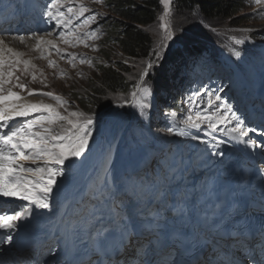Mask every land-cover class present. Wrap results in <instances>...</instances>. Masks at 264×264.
Here are the masks:
<instances>
[{"label": "rangeland", "instance_id": "374dc122", "mask_svg": "<svg viewBox=\"0 0 264 264\" xmlns=\"http://www.w3.org/2000/svg\"><path fill=\"white\" fill-rule=\"evenodd\" d=\"M65 2L63 3V8L73 7L74 10L79 9V6H85L90 12V15L95 16L96 19L94 23L99 27L100 21L104 22L105 25L116 26L119 21L118 16H116L111 7L107 5L106 0H75L77 3ZM160 3V0H159ZM165 5L160 3V10L157 13L156 20L153 24L146 28L147 32L150 34L152 38V50L150 55L141 61H132L128 62L127 59L121 54L117 45H114V42H109L106 38H100L101 34L96 32L95 36H87L82 42L78 44H74L68 47L71 54H67L65 58L76 57L74 60L76 61L73 66L67 65L65 59L64 62L57 60V65H53L47 62L48 57H46L47 53L51 52L52 49L50 47H46V50L42 51L38 49V46H34L35 40L26 39L24 42L20 41V45L22 47H15L13 39L6 38L4 39L3 48H11L12 53L5 52L3 55L5 60V68L4 71L7 73L9 70V62L19 60L21 63L18 65H14L13 71L14 76L12 78V84L17 83L15 77H19V83H22L26 86L25 90H21L18 87H12V91L20 94L25 98V101L38 103L43 102L45 104H52L56 106L58 101L53 97L59 96L61 100L64 102L65 107L68 108L69 111H74L78 113L84 112L80 107L78 101L75 100L73 96L75 93H79V90L86 87L91 81H95L96 78L100 75V67H105L110 65V63L115 62H125L127 66H129L127 74V79L132 81H140V77L142 75L143 70L147 67L149 62L153 63V68L148 71V74L151 76L154 69L160 67L163 63L166 56L170 55L171 52L180 44H183L187 40L192 39H203V40H218L221 34H233V33H247V34H258L262 33L264 35V4H246L244 3L229 19H216L213 21L205 20L202 15L195 9L189 11H180L176 8L174 0H171V3L168 5V9L171 13L170 16L166 17V22H170L172 28L174 30L175 39L173 41H165V29L161 28V20L160 17L164 15ZM262 10V11H261ZM231 20L237 21L239 24L237 26L231 23ZM95 24H92L91 29L95 27ZM89 25V24H88ZM90 29V30H91ZM100 30V28H98ZM88 33H91L90 31ZM44 40H48L51 36H43ZM108 37V36H106ZM54 38V37H53ZM100 39V40H99ZM107 43H111V47L107 45ZM43 44V42H42ZM100 44V45H99ZM164 44H167V47H163ZM242 46L239 47L236 43H231L232 51H239L241 53L240 57H236L233 53H229L228 51L224 54L220 52L216 47H211L212 53L216 55L218 58L226 60L230 63L231 67L241 68L244 63H251L250 55L252 60L256 61L257 55H264V50L257 49V51L249 54L247 48H252L246 43L240 44ZM48 50V51H47ZM155 52L160 53V59L157 60L154 55ZM19 54V55H15ZM83 58L86 61H91V63L85 62L81 63L80 59ZM22 61H28V69L24 71V64ZM51 65V66H50ZM264 65V64H263ZM223 66H219L222 68ZM169 68V69H168ZM18 69V70H17ZM169 66H166V70L171 71ZM200 72L201 70H196ZM220 69H207L202 70V75L206 76L210 75V77L214 76H222V83L217 88L215 93H218L222 96V98L232 104V98L235 97L234 92L225 89V85L227 83H223L226 77V74L220 72ZM62 72V73H60ZM35 77V79H33ZM153 77V76H152ZM160 77L158 76L154 78L158 80ZM142 81V80H141ZM6 89L11 87V84L5 86ZM28 90H34L36 94L29 96ZM51 92L53 93V97L43 96L39 93ZM239 94L242 97L246 98L249 102L253 100L254 102H259L263 97H246L247 91L242 90ZM143 93L140 91L133 101L134 104L138 105V100L142 97ZM123 93L121 91L115 94H109L106 97L105 105L112 104L116 101H120L123 97ZM214 103L215 100H214ZM155 106L154 116L156 118L161 117L162 119H166L169 121V115L164 114L160 107L157 104ZM65 107H57V112L60 114L67 116L68 113L65 111ZM138 107V106H137ZM109 108H114L111 111H108L100 120H96L95 124L92 126V136L89 138V144L87 146V150L84 152L86 157H95L94 162L99 163L102 172V189L107 188L112 191L120 190L123 191L122 186L119 185L120 181H117V171H120L121 164L125 163V153L129 155H133L132 158H136L135 149L140 146H149L153 149H156L158 153H160V157L157 159L155 157L151 158L152 168L149 170L150 172L141 171L140 175H135L137 183L142 185L152 184L151 180L155 179L159 175L163 174L160 172V167L157 164V161H163V159H167L165 152H173L181 148V146L189 145L195 146L197 142L202 140H207L208 136H205L204 133L209 131V127L207 124L201 125V129L199 130V138L193 139L192 135H189L186 131L181 132L177 131L175 128L170 126L167 127L166 131L162 135H154L145 125L142 127L139 125H132L130 128L131 122L130 119L125 116L121 111H119L118 106L113 105ZM139 112L138 115L141 116V120L144 122V111L138 107ZM256 109H259L258 106ZM143 111V114L140 111ZM204 111L202 109L194 110V115L197 114L202 115ZM214 112L215 109H214ZM110 113V114H109ZM115 113V114H114ZM217 114V113H216ZM48 113L41 114L40 116H47ZM39 117V116H37ZM108 118V119H107ZM111 120V121H110ZM178 120V119H177ZM110 121V122H109ZM183 121H188L184 119ZM183 121H178L181 125H184ZM109 122V123H108ZM214 122V121H213ZM216 123V122H214ZM60 124L64 126L67 125L66 122L61 121ZM145 124V123H143ZM39 128L40 125H37ZM55 126V125H54ZM219 128V127H218ZM172 130L173 137H170V131ZM39 130H42L41 128ZM36 131V130H34ZM55 132H61V127ZM189 132V130H188ZM133 137V144H132ZM132 144V148L126 152V144ZM124 150V151H123ZM142 150L141 152H143ZM166 152V153H167ZM81 157H84L82 155ZM187 154H185V159ZM138 158V157H137ZM137 158L133 161H137ZM43 159V158H42ZM93 159V158H92ZM156 159V160H155ZM42 161V165H44L45 161ZM168 162L165 161L164 165H167ZM155 176L154 178L151 177ZM109 177L113 180H109ZM92 193L93 197L91 200H88L87 204L95 203V196L98 195L100 191L97 190ZM117 201L121 199L120 196L116 197ZM128 197L124 198V203H128ZM129 204V203H128ZM122 212H126L125 208H121ZM58 222H65L67 219H61ZM67 224H69L67 222Z\"/></svg>", "mask_w": 264, "mask_h": 264}, {"label": "snow or ice", "instance_id": "6c2138e0", "mask_svg": "<svg viewBox=\"0 0 264 264\" xmlns=\"http://www.w3.org/2000/svg\"><path fill=\"white\" fill-rule=\"evenodd\" d=\"M71 3L72 0H50L44 6L42 17L46 22L53 24L56 28H68L72 23L71 18H65V12L60 10V6L65 3ZM257 4H264V0H255ZM160 3L165 5L164 15L160 17L161 28L165 29L164 40L173 41L175 39L174 30L170 22H166V17L171 13L168 9V5L171 0H160ZM67 13H76L78 16H83L85 12L89 11L87 8L80 7L74 10L73 7L66 9ZM95 16H89L88 21H95ZM87 23V21H85ZM79 27V25H77ZM86 33V36H95L96 32ZM70 34V33H67ZM46 35L51 36L52 32L49 30ZM66 35L61 31L58 37ZM17 37H14V39ZM21 42L24 41V36H18ZM29 39L32 37L29 36ZM47 43L51 44L55 48L53 41H44L43 37H39L37 40V46L39 44ZM67 42V41H65ZM4 44V41L0 39V46ZM163 47H167L164 44ZM59 52V49H56ZM7 51L12 53V49L8 48ZM4 49L0 47V198H14L16 200L27 201L30 206H21L18 210L11 213L0 214V230H6L5 239L0 241L2 243H9L13 237L8 232H11L17 227V222L26 220L31 215L33 207L36 209H48L50 207L49 198L53 192L54 187L58 183V179L65 175L67 167L72 163L73 159H79L87 150L89 144V138L92 136V126L95 124V120L91 116H85L83 113L69 111L65 107L64 102L59 96L53 97V93L44 92L39 93L43 96L53 97L58 101L56 106L52 104H45L43 102L32 103L26 102L25 98L12 91V87H18L22 91L26 86L19 83V77H15L17 83L12 84V78L14 71L12 70L14 65H18L21 61L9 62V70L5 73V60L3 58ZM19 55V54H15ZM157 60L160 59V53L155 52ZM233 55L240 57L239 51L233 52ZM76 57H72L75 59ZM81 63H91L85 59H80ZM24 64V71L28 69V61H22ZM51 66V65H50ZM153 63L149 62L147 67L143 70L140 77L143 80L148 71L153 68ZM18 70V69H17ZM35 79V77H33ZM11 84V87L6 89V85ZM137 87L142 91L143 95L138 100V107L142 109H148L151 107L150 96L152 90L148 86L138 84ZM36 94L34 90H28V95ZM134 97L136 93L132 94ZM204 93H194L193 99L190 97L191 103H198L204 100ZM214 96L215 102L212 97ZM57 107H65V111L68 113L64 116L57 112ZM215 108L217 113L216 119L221 123L226 121H234L235 126L228 128L226 133L231 139L237 140L243 143L242 137L248 132L255 131V129L246 127L243 119L238 115L237 111L231 103L226 102L218 93H212L208 97L204 112L205 115L201 116L197 114V119L201 123L207 121L209 131L204 133L205 136L214 133L217 128L213 122V116L207 113ZM33 113H48L47 116H39L32 119ZM143 114V113H142ZM75 118V119H73ZM14 121V123H13ZM61 121L67 123L65 128L63 124H60L61 132H55L53 125L59 124ZM190 128H198L199 125L192 120V117H188V121H183ZM37 125L41 126L42 130L34 131ZM171 132L172 130L169 129ZM239 133V135H237ZM264 134V133H262ZM193 139H198V136H193ZM207 144L206 140L200 141ZM222 143V141L218 142ZM257 147H264V145H257ZM44 159V166H37L35 168L25 167L19 161L30 160L33 164H36L38 160ZM66 161L68 164H66ZM174 171V170H173ZM35 177V179H33ZM142 193L137 191V182L131 181L130 186L125 188L122 192L120 190L112 191L107 188L102 189L97 196L94 197L95 203H89L84 206V215L80 222L73 226L74 231H83L88 241L98 254L108 260V264H112L111 256L107 252L108 241L111 239V228L115 222V216H118V209L124 206V198L137 197L139 198ZM120 196L121 199L117 201L116 197ZM109 214L106 217L105 208H109ZM176 215L183 217L184 212L182 208H176ZM157 219V227H160ZM87 246V245H86ZM118 250L113 249V254ZM92 264V261H89ZM96 264H104V260L96 259ZM141 264H151V261H142ZM175 264V261H173Z\"/></svg>", "mask_w": 264, "mask_h": 264}, {"label": "trees", "instance_id": "16d2710c", "mask_svg": "<svg viewBox=\"0 0 264 264\" xmlns=\"http://www.w3.org/2000/svg\"><path fill=\"white\" fill-rule=\"evenodd\" d=\"M245 0H174L175 6L180 11L197 10L207 21L216 19H229L244 4ZM113 13L118 16L116 26L107 25L106 37L109 42L117 45L121 54L128 62L146 59L152 50V38L146 28L156 20L160 10L159 0H106ZM237 26L239 23L231 20ZM198 39L187 40L186 44L197 42ZM111 47V43H107ZM197 45V44H196ZM191 48V45H190ZM193 49V48H191ZM169 63L154 69L148 82L163 85L169 79ZM125 62L110 63L100 67V75L95 81H91L86 87L79 90L73 96L78 101L85 114H92L104 108L106 97L119 91L123 93L122 99H127L136 82L127 79L129 74ZM169 69V68H168ZM160 77L154 81V78ZM159 87V86H158Z\"/></svg>", "mask_w": 264, "mask_h": 264}, {"label": "bare ground", "instance_id": "6f19581e", "mask_svg": "<svg viewBox=\"0 0 264 264\" xmlns=\"http://www.w3.org/2000/svg\"><path fill=\"white\" fill-rule=\"evenodd\" d=\"M2 40L6 39V38H1ZM13 39V38H10ZM14 44L16 45L15 47H22L20 45V41L13 39ZM2 47V46H0ZM3 48V47H2ZM6 64V63H5ZM264 92V90H263ZM28 102V101H26ZM41 114L44 113H33L32 116L35 115V117L40 116ZM31 116V117H32ZM31 117H28V119H30ZM14 123V121H13ZM243 141H244V137H242ZM236 143L239 146V150H246V153L251 152L252 155L254 157L258 156V152L254 147H251V143L249 141H244L243 143L238 142L237 140H235ZM197 147L195 149H193L194 152H196ZM210 151V150H209ZM206 151L205 152H209ZM205 153V154H206ZM181 155V154H180ZM179 154H173L170 159H176L179 158L180 156ZM228 155L229 154H224L223 158L221 160L217 161V158L215 159H211L207 158L204 161H198V171L199 173H196L195 171L189 172L188 170L190 168H192L193 166L190 165L191 163H183V164H171L168 162V164L166 166H168L169 168L173 169L174 167H179L181 172L184 170V174L182 175V173H180L181 177H179V174H177L178 178L175 177H168L165 178L164 180L159 181L158 183H156L154 186L150 187H146L143 188V190H139V186L137 185V191L139 193H142V195L137 198V197H133L134 199V204H140V202L142 203H148V202H152L153 201V205L151 206V208L155 207L156 210L158 211H164L166 208H168L167 203L165 204L164 201L166 200V196L163 198L164 201H162V199H159L160 196L163 195H172V196H177L179 198H181L182 196L184 197L186 194V189H182V193H172L171 194V190L170 187L171 186H175L176 184L179 183V185L181 186L182 184H188V182L190 183L191 186H195L197 184L198 188H201L203 186V183H199L198 178L200 177H204L209 176L210 174H217L218 172H220L219 170L225 166L226 160L228 159ZM198 156H200V158H202L201 160H203V156L201 154H198ZM150 157L148 155V153H143L138 162L140 165H144V164H148ZM43 160V159H41ZM19 163L23 164L25 167H32L35 168L37 166H44L42 165V161L40 162L39 160L37 161L36 164H33L30 160L28 161H19ZM76 166L73 168V165ZM99 163H95L94 162V158L93 159H88L86 161V159L82 160L81 162H77V163H73L70 165V171L68 175H64L63 178H59L58 179V183L57 185L54 187L53 192L49 198V204L50 207L48 209H38L39 213H38V223H40V217L43 219H48L46 220V222H51V221H57V218L55 216H53V212H58V211H62L64 206L66 207V210H64L65 212H71V214L69 216H71V219L75 220L74 215H76V212H78L79 210V206H80V202L86 197L85 196V192L87 191V187L88 186H93V185H99L100 183V172L101 169L99 170ZM98 168V170H93L94 168ZM226 168H228V165L225 166ZM163 170V168H161ZM126 170V171H125ZM129 170V171H128ZM165 170V176H169L170 173L168 172L167 168H164ZM133 169L130 168H123L122 173L124 174H128L131 175ZM201 171V173H200ZM72 173V174H71ZM195 174H198L196 176H194ZM194 176V177H193ZM155 177V176H154ZM196 178V179H195ZM33 179H35V177H33ZM133 181L131 180V178H125L124 177V186L127 188L130 186V182ZM60 191H64L65 192V198L63 200H60L55 198V196L60 192ZM137 198V199H136ZM144 198V199H143ZM146 198V199H145ZM159 199V200H158ZM23 201V200H22ZM162 201V202H161ZM27 202V201H25ZM61 202L63 203V205H61ZM133 204V205H134ZM82 206L84 205L83 203L81 204ZM145 205H142V207H144ZM106 217L109 214V210L108 209H104ZM40 215V216H39ZM50 215V217H49ZM53 217H52V216ZM83 217V216H82ZM81 220V218H79L77 221H75V223H79ZM7 244V248L10 249V243H6Z\"/></svg>", "mask_w": 264, "mask_h": 264}]
</instances>
